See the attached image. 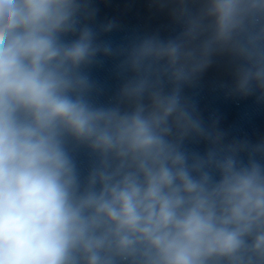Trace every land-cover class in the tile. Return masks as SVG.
I'll list each match as a JSON object with an SVG mask.
<instances>
[{"label":"clouds","instance_id":"9594fccd","mask_svg":"<svg viewBox=\"0 0 264 264\" xmlns=\"http://www.w3.org/2000/svg\"><path fill=\"white\" fill-rule=\"evenodd\" d=\"M159 3L175 36L113 44L91 0H0V264H264V141L185 95L222 57L264 100V0Z\"/></svg>","mask_w":264,"mask_h":264},{"label":"water","instance_id":"95a60500","mask_svg":"<svg viewBox=\"0 0 264 264\" xmlns=\"http://www.w3.org/2000/svg\"><path fill=\"white\" fill-rule=\"evenodd\" d=\"M110 100V98L105 94L102 93L98 97L99 103H107ZM77 161L81 167L82 170H86L88 166V156L85 150L81 149L76 153Z\"/></svg>","mask_w":264,"mask_h":264}]
</instances>
